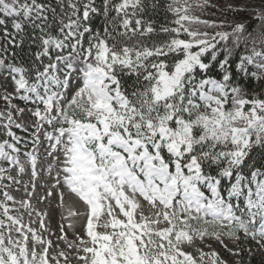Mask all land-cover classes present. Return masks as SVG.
<instances>
[{
    "label": "snow or ice",
    "instance_id": "1",
    "mask_svg": "<svg viewBox=\"0 0 264 264\" xmlns=\"http://www.w3.org/2000/svg\"><path fill=\"white\" fill-rule=\"evenodd\" d=\"M0 264H264V0H0Z\"/></svg>",
    "mask_w": 264,
    "mask_h": 264
},
{
    "label": "rangeland",
    "instance_id": "2",
    "mask_svg": "<svg viewBox=\"0 0 264 264\" xmlns=\"http://www.w3.org/2000/svg\"><path fill=\"white\" fill-rule=\"evenodd\" d=\"M213 4H218L219 6H224V4L226 3V0H221V1H217V0H212ZM212 9V8H209ZM206 12V11H205ZM205 12L202 15V18L208 19V17L205 15ZM230 31V30H228ZM19 135H21L22 137H25V139H27V134L23 133V132H18ZM30 143V141H29ZM24 182L27 183L28 182V177L24 176L22 177ZM42 183H47V174L46 173H42L41 174V180L37 181V193L40 194L44 191V189L41 187ZM14 195L22 196L23 195V190H21V192L19 193H14ZM34 204H37L36 200L33 201ZM56 201L55 199H52L51 202H45L44 204H37L38 207L40 208H46L50 211L51 216H52V224L51 227L53 228L54 231H57V223L60 220V211L59 209H56L55 207ZM25 219H27V216H25ZM69 236L71 238V233H69ZM53 239H55V237H53ZM227 242V241H226ZM230 247L232 246L231 244L229 245ZM214 247L217 248L218 251H221L222 255L225 256V258H227V253L224 252L218 245H214ZM207 250V249H206Z\"/></svg>",
    "mask_w": 264,
    "mask_h": 264
},
{
    "label": "trees",
    "instance_id": "3",
    "mask_svg": "<svg viewBox=\"0 0 264 264\" xmlns=\"http://www.w3.org/2000/svg\"><path fill=\"white\" fill-rule=\"evenodd\" d=\"M217 1H221V0H217ZM220 7L223 8V6ZM205 15L208 17V19H215L218 21L224 18V16H228L230 14L227 12H224L222 14L220 11H217L215 8H212V9H207ZM225 30H231V29H225Z\"/></svg>",
    "mask_w": 264,
    "mask_h": 264
}]
</instances>
